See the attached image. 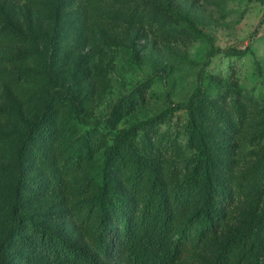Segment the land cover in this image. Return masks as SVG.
<instances>
[{
  "label": "rangeland",
  "instance_id": "rangeland-1",
  "mask_svg": "<svg viewBox=\"0 0 264 264\" xmlns=\"http://www.w3.org/2000/svg\"><path fill=\"white\" fill-rule=\"evenodd\" d=\"M56 4L0 0V167L13 164V147L41 114L46 95L70 94L85 118L108 130L105 145L76 172L71 186L96 183L112 136L140 125L137 139L149 131L153 138H170L149 153L140 147L172 190L197 162V133L188 129L194 119L206 129L203 135L213 136L214 163L223 160L216 172L230 175L232 183L219 225L177 263L206 264L264 212V0H72L57 26ZM247 45L245 54L227 53ZM201 81L207 100L193 116L169 108L186 102ZM62 101L69 107L59 148L65 158L79 149L90 126L68 99ZM228 114L229 124L223 123ZM149 123L153 131L145 129ZM126 176L118 180L127 184ZM8 189L0 181V213ZM244 238L233 263L253 240Z\"/></svg>",
  "mask_w": 264,
  "mask_h": 264
},
{
  "label": "trees",
  "instance_id": "trees-1",
  "mask_svg": "<svg viewBox=\"0 0 264 264\" xmlns=\"http://www.w3.org/2000/svg\"><path fill=\"white\" fill-rule=\"evenodd\" d=\"M56 1L57 26L72 0ZM152 5L158 11L157 4ZM249 46L232 47L227 53L245 54ZM206 95L201 81L186 102L169 108L186 109L193 116ZM65 99L90 130L72 156L61 158L62 117L69 111ZM230 116L223 123L229 124ZM101 123L85 118L70 94L46 95L41 114L27 124L13 147V164L0 167V181L9 188L6 209L0 213V264H177L219 225L231 199V178L216 172L217 166L223 168V160L214 163L213 136L203 135L206 129L194 119L188 129L197 133V162L191 175L172 190L153 169L154 159L140 147L149 153L170 138L166 133L153 138L149 131L141 135L143 140L137 139L140 125L112 136L96 183L87 180L71 186L76 172L105 145L108 130ZM148 128L155 129L150 123ZM122 173H127V184L118 180ZM196 202L200 204L192 210ZM249 237L253 238L249 248L233 263L236 244ZM206 264H264V212L229 238Z\"/></svg>",
  "mask_w": 264,
  "mask_h": 264
}]
</instances>
